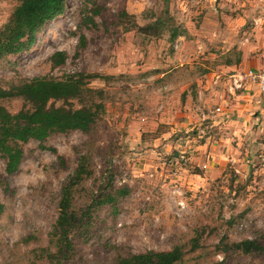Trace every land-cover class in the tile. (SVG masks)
Here are the masks:
<instances>
[{
  "label": "rangeland",
  "instance_id": "374dc122",
  "mask_svg": "<svg viewBox=\"0 0 264 264\" xmlns=\"http://www.w3.org/2000/svg\"><path fill=\"white\" fill-rule=\"evenodd\" d=\"M18 3L0 0V29ZM94 8L99 16L91 14ZM123 11L140 26L162 20L161 36L126 31L131 23L121 24ZM89 17L96 26L84 23ZM258 30L264 38V0H68L65 13L46 25L29 51L1 59L3 87L42 76L99 74L89 87L107 95L105 113L91 134H54L47 150L31 141L12 176L0 156V201L6 206L0 264H34L33 250L47 246L77 149L92 153L94 169L77 195L79 211L107 183V170L116 176V188L128 186L131 194L116 209L100 210L97 231L87 242L75 238L69 264H116L118 254L170 251L176 245L184 247L187 264H264V255L226 258L216 250L224 238L241 242L264 232V140L253 129L247 134L239 128L241 137L231 138L228 128L234 127L219 125L221 116L213 119L214 98L204 105L196 98L199 82L212 81L226 57L238 59L241 43L256 45ZM57 52L68 56L54 68ZM164 72L171 73L163 77ZM0 104L13 114L23 107L20 100ZM57 156L69 170L59 167ZM31 235L36 239L23 241ZM197 238L201 249L192 252Z\"/></svg>",
  "mask_w": 264,
  "mask_h": 264
},
{
  "label": "trees",
  "instance_id": "16d2710c",
  "mask_svg": "<svg viewBox=\"0 0 264 264\" xmlns=\"http://www.w3.org/2000/svg\"><path fill=\"white\" fill-rule=\"evenodd\" d=\"M7 23L0 29V60L11 55L29 51L37 42L38 34L48 23L63 15L68 0H18ZM91 14L100 15L97 8L91 9ZM88 19V21H87ZM122 23L128 20L131 24L126 31H137L150 37L162 34L163 22L157 20L153 24L140 26L133 21V16L126 11L120 14ZM85 24L95 21L89 17ZM177 34V33H175ZM174 36L173 39H175ZM80 47H86V37L80 36ZM66 52H57L52 57L53 67L65 64ZM99 74H71L63 79L49 76L36 77L31 80H19L7 87L0 85V101L20 100L23 107L13 114L0 104V156L6 161V173L15 175L20 171L24 160L23 146L31 141L40 143L42 149L46 141L54 134H64L79 131L89 135L95 129L97 122L105 113L106 91L89 87L90 81L100 79ZM57 101L63 104L56 106ZM78 102L79 108L72 103ZM54 154L56 149L49 148ZM78 159L76 167L68 176L61 188L58 201V216L48 234V244L33 250V263L69 264L75 256L76 243L84 239L86 242L95 233L99 225V212L106 206L117 208L118 204L129 197L131 189L128 186L116 188V176L107 170V183L99 188L84 210L76 207L77 195L83 190L86 181L94 175L92 153L76 150ZM58 165L69 170L65 158L57 156ZM6 206L0 201V217L4 215ZM1 231V227H0ZM34 235L23 241L35 240ZM120 252V248H116ZM201 249L200 238L192 240V252ZM218 253L227 256L229 253H239L246 256L264 255V232L255 239L241 242H230L227 238L216 246ZM184 247L176 245L170 251H147L145 253L127 255L118 254L116 264H187ZM218 264H225L221 262Z\"/></svg>",
  "mask_w": 264,
  "mask_h": 264
},
{
  "label": "crops",
  "instance_id": "0c3cea01",
  "mask_svg": "<svg viewBox=\"0 0 264 264\" xmlns=\"http://www.w3.org/2000/svg\"><path fill=\"white\" fill-rule=\"evenodd\" d=\"M239 20L235 19L233 22H237ZM257 40L255 46H251L248 44L241 43L242 46L239 47V56L236 60H229L226 57V61L221 66V70L219 71L224 73L232 72L238 68H253L257 70H261L264 68V38L260 30H258ZM250 44V43H249ZM223 55V54H222ZM171 72H164L163 77L170 74ZM216 74V73H215ZM215 76V75H214ZM213 76V78H214ZM199 82V81H198ZM199 93H197V101H200L201 105H204V102L207 98H214L216 108L218 106H224L225 110L224 113L215 114L213 119L217 116H221V121L218 124L226 123L225 125L229 124L234 128L230 129L229 136L231 138L234 137V134L238 135V132H235L238 128L240 129L241 133L247 132V134H252L253 130L255 132V137L260 139L261 141L264 140V121L261 123H257L256 120V109L254 108L253 101L255 99L256 93L253 92L252 94H242L239 96H229L225 93V91L221 88H216L213 86V80L207 82V85H204V82H199ZM208 102V101H207ZM201 116H203L204 112L201 108ZM207 119V116H203L202 120ZM217 124V125H218ZM253 135V136H254ZM241 137V135H238ZM247 136L245 139H248ZM252 137V136H250ZM262 148L264 149V143H262ZM261 157L264 156V153H261Z\"/></svg>",
  "mask_w": 264,
  "mask_h": 264
},
{
  "label": "built area",
  "instance_id": "2783aa9c",
  "mask_svg": "<svg viewBox=\"0 0 264 264\" xmlns=\"http://www.w3.org/2000/svg\"><path fill=\"white\" fill-rule=\"evenodd\" d=\"M213 86L221 88L229 96H239L242 94L256 93L253 101L254 108L256 109L255 117L257 123L264 121V68L261 70L253 68H238L232 72L216 73L213 78ZM224 106H218L212 113H224ZM180 205L185 207L184 203Z\"/></svg>",
  "mask_w": 264,
  "mask_h": 264
}]
</instances>
